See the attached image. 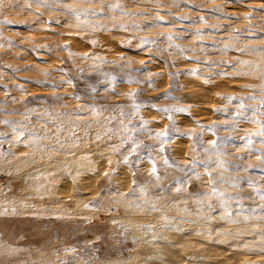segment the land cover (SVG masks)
<instances>
[{
	"label": "clouds",
	"instance_id": "1",
	"mask_svg": "<svg viewBox=\"0 0 264 264\" xmlns=\"http://www.w3.org/2000/svg\"><path fill=\"white\" fill-rule=\"evenodd\" d=\"M0 264H264V0H0Z\"/></svg>",
	"mask_w": 264,
	"mask_h": 264
}]
</instances>
